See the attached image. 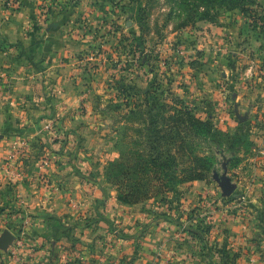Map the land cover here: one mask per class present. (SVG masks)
<instances>
[{
  "label": "rangeland",
  "instance_id": "rangeland-1",
  "mask_svg": "<svg viewBox=\"0 0 264 264\" xmlns=\"http://www.w3.org/2000/svg\"><path fill=\"white\" fill-rule=\"evenodd\" d=\"M251 2L246 5L247 12L215 8L202 19L193 13L192 6H200V13L207 12L200 0H80V6L91 11L84 18L75 17L65 23L73 26L66 33L69 37L78 42L86 39L88 49L76 55L83 59L86 72L90 70L87 75L91 76L86 78L93 79L92 86L103 92L81 98L82 106L91 102L94 107L88 119L93 129L84 130L85 136L94 142L85 148L93 146L104 153L105 161L97 160L99 172L92 171L93 180L112 185L116 199L119 186L113 184L117 171L113 164L120 160L118 142L125 137L127 158L137 159L133 152L128 153L131 143L138 139L130 111L146 110L138 108L144 103V96L135 90L143 93L149 84L153 87H148L150 94L160 101L173 105L176 98L184 100L197 117L211 121L219 133L231 136L239 133L245 142L252 144L241 147L236 167L231 169L228 165V175L237 185L231 196H223L214 178L216 172L223 173L225 157L210 152L203 143L201 148L207 154H215L218 160L209 178L194 182L197 186L190 183L177 188L175 195H167L168 203L158 197L127 207L132 221L125 228L111 225L109 231L125 232L129 228L131 264H264V0ZM40 16L39 20L47 26L58 24L56 18H48L45 10ZM17 53L15 56L21 58L20 52ZM25 55L28 58L29 54ZM238 78L242 82L240 87L244 82L245 88L256 94L254 104L259 107L256 111L251 109L252 105L250 110L236 113L238 103L231 97L239 93ZM120 86L127 88L131 99L127 100L123 94L118 97ZM2 101L0 97V104ZM8 101L4 98L3 102ZM128 101L132 104L128 105ZM11 121L4 116L0 120V136L6 140L23 137L26 145L20 153H28V140L19 129L11 128ZM45 130L50 131L48 127ZM52 133L49 134L52 143H64L67 139L66 131L57 128ZM49 155L45 160L48 163ZM223 156L229 158L231 153L225 152ZM99 164H103V169ZM4 190L7 200L14 201L19 210L10 216H0V236L9 230L16 237L6 252L0 249V262L37 264L34 251L24 247L23 237L33 222L30 214L15 203L18 197L13 184ZM119 211L121 217L125 216L124 208ZM83 221L80 230L91 228L93 233L80 236L78 247L83 256L80 264H93L97 257L94 246L104 244L102 239L98 242L93 239L101 232L106 234L109 226L98 228L89 219ZM145 237L150 241L144 240ZM116 262L126 264L123 253Z\"/></svg>",
  "mask_w": 264,
  "mask_h": 264
},
{
  "label": "crops",
  "instance_id": "crops-1",
  "mask_svg": "<svg viewBox=\"0 0 264 264\" xmlns=\"http://www.w3.org/2000/svg\"><path fill=\"white\" fill-rule=\"evenodd\" d=\"M43 10L58 24H43L39 20ZM90 11L80 6V0H0V97L9 100L0 104V120L3 116L10 121L13 118L11 128L19 129L28 140V153L18 154L12 172H8L5 164L13 152L11 142L25 140L0 136V185L4 190L13 184L18 197L15 203L30 214L33 222L23 237L24 247L34 251L37 264H80V236L93 233L91 228L80 230L84 219L98 228L109 226L106 234L101 232L98 238H92L104 240L101 247L94 246L97 257L93 264H116L122 253L125 263H132L129 228L125 232L109 231L111 225L125 228L132 221L126 210L131 207L117 202L112 185L93 180L92 171L99 172L97 160L105 161L106 157L98 148H85L94 142L84 134V130L93 129L88 119L94 107L91 102L82 106L81 98L103 92L92 86L93 79L86 78L91 76L87 75L90 70L86 72L83 59L76 55L88 49L86 39L78 42L66 34L73 27L66 22L84 18ZM18 51L21 58L15 56ZM224 77L229 79L228 75ZM239 79L238 97H231L238 103L236 113L250 110L252 105L256 111V94L247 90L244 82L240 87ZM47 127L51 132L45 130ZM57 128L67 133L64 143H52L49 134ZM47 154L50 164L45 161ZM99 165L103 169V164ZM120 208H124L125 216H120Z\"/></svg>",
  "mask_w": 264,
  "mask_h": 264
},
{
  "label": "trees",
  "instance_id": "trees-1",
  "mask_svg": "<svg viewBox=\"0 0 264 264\" xmlns=\"http://www.w3.org/2000/svg\"><path fill=\"white\" fill-rule=\"evenodd\" d=\"M200 2L201 7L206 8L207 12L200 13L198 12L200 6H192L195 8L193 13L202 19L209 15L211 9H241L247 12L249 10L247 3L252 4L251 0H200ZM151 86L152 84H149L143 93L135 90L136 94L144 96V103L142 106L139 104L138 108L146 110L130 111L131 123L135 126L138 139L131 143L132 148L128 153L133 152L137 159L127 158L124 137L117 146L120 160L113 164L117 169L113 184L119 186L117 200L128 206L158 197L168 203L170 198L167 195L170 193L175 195L177 188L209 178L218 160L215 154H207L201 148L203 143L209 146L210 152L213 150L225 157L231 169L240 162L241 147L243 145L252 147L251 143L245 142L242 134L231 136L229 133H219L211 121L197 117L189 109L186 101L176 98L172 102L173 105L164 103L162 99L160 101L158 96L150 94L151 90L148 87ZM157 89L159 87H155V90ZM118 91V97L123 94L127 100L131 99L126 87L120 86ZM151 99L154 100L153 103H150ZM127 103L132 104L131 101ZM225 143L226 148L223 146ZM225 152H230L231 157L223 156ZM132 177L133 180H130ZM147 185L151 187L148 188ZM18 210L14 201L7 200L6 191L0 185V216H10Z\"/></svg>",
  "mask_w": 264,
  "mask_h": 264
},
{
  "label": "water",
  "instance_id": "water-1",
  "mask_svg": "<svg viewBox=\"0 0 264 264\" xmlns=\"http://www.w3.org/2000/svg\"><path fill=\"white\" fill-rule=\"evenodd\" d=\"M237 116L241 121H243V118L239 114H237ZM228 172V161H226L223 163V173L219 174L216 172L214 175V178L218 182L222 190V194L225 197L231 196L237 189V185L233 183L232 178L228 175ZM15 240V235L9 230H5L0 236V249L6 252L8 248L14 244Z\"/></svg>",
  "mask_w": 264,
  "mask_h": 264
},
{
  "label": "built area",
  "instance_id": "built-area-1",
  "mask_svg": "<svg viewBox=\"0 0 264 264\" xmlns=\"http://www.w3.org/2000/svg\"><path fill=\"white\" fill-rule=\"evenodd\" d=\"M9 4L11 5L12 2H9ZM25 143H20L19 141H16L13 144V152L9 155L8 159L6 160V168L8 172H12V165L13 162L15 161V159L17 158V155L20 154V150L22 149L21 147L25 146ZM46 163L48 164V161H46ZM18 177L22 178V175L17 174ZM19 245H21V243H19ZM22 246V245H21Z\"/></svg>",
  "mask_w": 264,
  "mask_h": 264
}]
</instances>
